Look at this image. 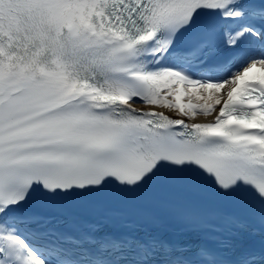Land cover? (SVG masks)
<instances>
[{"label":"snow or ice","instance_id":"1","mask_svg":"<svg viewBox=\"0 0 264 264\" xmlns=\"http://www.w3.org/2000/svg\"><path fill=\"white\" fill-rule=\"evenodd\" d=\"M0 264H264V0H0Z\"/></svg>","mask_w":264,"mask_h":264}]
</instances>
